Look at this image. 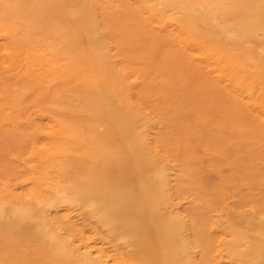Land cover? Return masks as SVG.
<instances>
[{
	"label": "bare ground",
	"instance_id": "bare-ground-1",
	"mask_svg": "<svg viewBox=\"0 0 264 264\" xmlns=\"http://www.w3.org/2000/svg\"><path fill=\"white\" fill-rule=\"evenodd\" d=\"M39 2L0 0V96L10 98L20 114L27 92L38 100L54 95L59 85L73 84L71 95L90 116V124L82 127L63 116H25L29 143L14 177L23 189L17 195L7 185L0 186V261L4 246L16 251L29 242L36 255L25 248L18 258L22 264L30 257L44 264H193L181 219L169 209L166 170L154 166L157 157L142 130L146 118L138 110L125 114L105 109L115 99L107 81L121 76L99 38L92 10L116 31L114 47L122 59L145 39L151 50L156 41L166 39L171 48L167 62L194 71L205 89L229 99L223 124L215 126L232 138L264 144V107L254 91L258 68L259 77L264 76V54L238 55L223 44L232 42L235 48L264 30V0H94V5L87 0H47L54 8L55 26L40 23L44 15L38 11ZM17 26L24 29L21 42L14 37ZM213 29L220 38L213 37ZM158 84V91L147 98L149 107L165 127L184 138L177 146L191 147L184 128L191 113L193 133L218 140L203 112L177 102L166 76L161 75ZM65 152L81 155L70 166L73 173L59 181L48 163ZM66 168L58 166L57 171L63 174ZM45 184L52 187L48 195L40 190ZM62 202L86 208L107 234L132 247L133 253L108 249L80 228L81 248L62 240L47 217V211ZM232 235L236 241L229 245L219 239L203 243L208 264H218L230 251L244 264H264V242L251 257L239 250L244 235Z\"/></svg>",
	"mask_w": 264,
	"mask_h": 264
},
{
	"label": "rangeland",
	"instance_id": "rangeland-1",
	"mask_svg": "<svg viewBox=\"0 0 264 264\" xmlns=\"http://www.w3.org/2000/svg\"><path fill=\"white\" fill-rule=\"evenodd\" d=\"M109 1L113 2L106 0L107 3ZM46 2L47 0H40L37 6L39 13L44 15L40 23L55 26L54 8ZM87 3L94 5V0H87ZM92 14L95 16L99 38L106 45L118 76H121L118 80L111 78L107 81L113 89L115 99L105 109L108 113L119 110L125 114L138 110L146 118L147 124L141 129L147 135L148 147L157 157L156 161L153 160L154 166H163L166 170L167 190L172 201L169 209L181 219L184 243L193 264H208L204 257V242L219 239L229 245L236 241L232 235L234 231L244 235V239L239 241V250L251 257L255 256V251L264 242V213H261L264 207V144L232 138L225 129L215 126L216 123L223 124L229 99L219 91L205 89L200 76L194 71L167 62L171 48L166 39L156 41L152 50L148 46L149 41L145 39L128 59H122L116 54L114 47L116 31L105 24L97 9H93ZM210 31L215 39L220 38L214 29ZM23 32L24 29L17 26L14 37L18 42H21ZM235 42H240L237 37ZM81 43H84L83 38ZM223 44L238 55L264 54V30L246 37L235 48L232 42ZM248 63L251 64L250 61ZM257 70L254 91L257 101L264 107V76L259 77L261 68ZM133 73L138 75L135 80L131 78ZM161 75L166 76L170 92L178 103L205 114L211 121V131L217 135L218 140L193 133L195 113H191L188 114L184 127L188 130L191 147L185 150L181 145H176L181 144L184 138L172 130L173 127H165V122L149 107L147 99L158 91ZM17 79L19 86L20 77ZM73 88V84L59 85L54 95L44 94L38 100L34 93L27 92L20 105V114L10 98L0 96L1 187L5 184L17 195L23 189V185H19L14 177L24 161L25 148L29 143L25 116H63L82 127L90 124V116L82 109L79 100L71 95ZM18 115L23 118L10 123ZM80 155L79 152H65L52 158L48 163L52 174H58L56 178L59 181L64 180L68 174L73 173L70 166ZM91 161L92 158L88 157L87 164ZM58 166L68 168L61 174L57 171ZM50 188L52 187L45 184L40 190L48 195ZM47 217L59 237L75 248H81L76 230L80 228L108 249L118 248L128 255L134 251L132 247L125 246L123 241L107 234V229L96 218L91 217L86 208L66 202L57 203L47 211ZM21 245L16 251L4 246L0 263L22 264L18 258L23 255L25 248L32 251L33 256L36 255L33 243L23 242ZM24 264L44 263L30 257ZM218 264L244 263L240 256L230 251Z\"/></svg>",
	"mask_w": 264,
	"mask_h": 264
}]
</instances>
